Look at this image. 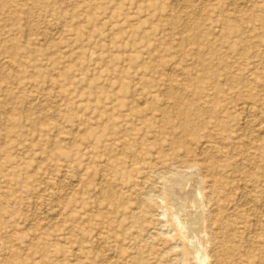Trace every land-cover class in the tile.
<instances>
[{"label": "rangeland", "instance_id": "1", "mask_svg": "<svg viewBox=\"0 0 264 264\" xmlns=\"http://www.w3.org/2000/svg\"><path fill=\"white\" fill-rule=\"evenodd\" d=\"M202 263L264 264V0H0V264Z\"/></svg>", "mask_w": 264, "mask_h": 264}, {"label": "bare ground", "instance_id": "2", "mask_svg": "<svg viewBox=\"0 0 264 264\" xmlns=\"http://www.w3.org/2000/svg\"><path fill=\"white\" fill-rule=\"evenodd\" d=\"M62 28H63V27H62ZM57 29H58V28H57ZM61 30H62V29H61ZM53 32H54V30H53ZM52 34H53V33H52ZM57 36H58V35H57ZM55 37H56V36H55ZM51 38H52V37H51ZM143 104H144V103H143ZM143 104H142V105H143ZM243 108H244V110L247 111L248 113H249L250 111L253 110L252 107H249V106H245V107H243ZM253 108H254V107H253ZM254 110H255V109H254ZM252 112H253V111H252ZM252 112H251V113H252ZM254 115H255V114H254ZM261 116H262V115H261ZM251 121H252V120H251ZM252 122H253V121H252ZM249 123H250V122H249ZM252 124H253V123H252ZM254 124H255V123H254ZM246 125H247V124H246ZM249 126L252 127L253 125H250V124H249ZM253 127H254V126H253ZM252 130H254V129H252ZM3 134H4V133H3ZM5 136H6V135H5ZM208 144H209V143H208ZM210 144H211V143H210ZM210 144H209V145H210ZM209 145H208V146H209ZM206 146H207V145H206ZM202 148H203V146H202ZM202 148H201V149H202ZM204 148H205V147H204ZM209 148H210V147H209ZM204 152H205V151H204ZM74 184H75V183H74ZM68 195H70V194H68ZM68 195H67V196H68ZM52 217H53V216H52ZM152 232H153V231H152ZM98 239H99V238H98ZM204 257H205V256H204ZM110 258H111V257H110ZM205 258H207V257H205ZM108 259H109V258H108ZM199 259H200V258H199ZM200 261H201V260H200ZM205 261H206V259H205L203 262H205ZM201 262H202V261H201ZM202 264H203V263H202ZM204 264H205V263H204Z\"/></svg>", "mask_w": 264, "mask_h": 264}]
</instances>
